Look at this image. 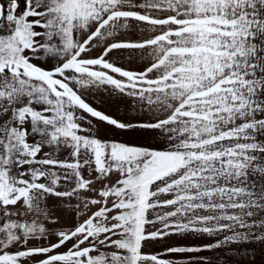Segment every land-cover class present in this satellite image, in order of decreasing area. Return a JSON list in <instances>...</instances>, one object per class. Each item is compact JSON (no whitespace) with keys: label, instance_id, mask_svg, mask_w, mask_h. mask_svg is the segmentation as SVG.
<instances>
[{"label":"snow or ice","instance_id":"6c2138e0","mask_svg":"<svg viewBox=\"0 0 264 264\" xmlns=\"http://www.w3.org/2000/svg\"><path fill=\"white\" fill-rule=\"evenodd\" d=\"M0 264H264V0H0Z\"/></svg>","mask_w":264,"mask_h":264}]
</instances>
